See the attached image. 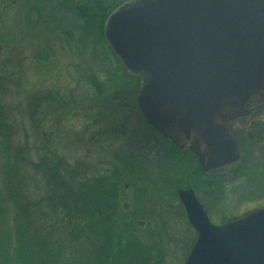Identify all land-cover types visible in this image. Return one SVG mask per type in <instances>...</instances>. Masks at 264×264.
<instances>
[{"label":"water","instance_id":"95a60500","mask_svg":"<svg viewBox=\"0 0 264 264\" xmlns=\"http://www.w3.org/2000/svg\"><path fill=\"white\" fill-rule=\"evenodd\" d=\"M105 37L127 70L147 76L139 104L149 124L190 143L208 172L239 162L226 124L264 103V0H142L112 14ZM150 42L168 55L139 67ZM177 196L194 231L184 264H264V208L214 225L192 189Z\"/></svg>","mask_w":264,"mask_h":264},{"label":"trees","instance_id":"16d2710c","mask_svg":"<svg viewBox=\"0 0 264 264\" xmlns=\"http://www.w3.org/2000/svg\"><path fill=\"white\" fill-rule=\"evenodd\" d=\"M17 2H20V6L23 5V25L27 32L47 27L55 38L70 48L71 44L76 47L83 40V35L90 34L92 30H95L94 33L98 34L108 46L103 34L104 23L111 12L124 1L0 0V12L4 8L15 6ZM91 23H94V27ZM108 48L113 54L111 48L109 46ZM49 58L48 49L40 46L36 49L35 59L39 63H46ZM118 66L126 80L123 86L137 88V79L126 73L119 62ZM107 82L105 79L100 82L97 78H91L87 81L89 87L85 91L54 90L48 91L45 95L37 94L30 100L29 111L25 113L28 123H26L24 137L18 134L15 126L7 123L5 112L0 110V155L3 157V163L0 165V184H5L3 189L6 190L7 197L16 212L12 223L15 230V246L13 255L5 258L6 263L58 264L64 237L71 242L82 238L89 244L92 239L94 244L91 251L95 264H118L123 257L129 260L130 264H163L161 235L155 234L143 222L138 223L133 218L135 216L132 215L131 206L126 205L127 208L121 209V186L126 183L124 171L104 169L94 174L89 172L86 164L88 160L85 158L73 164L68 162L55 148L50 147L42 136V127L47 114H54L58 110L63 111L70 105H75L78 110L79 108L86 110L87 123L93 125L109 122L111 131L108 128L106 135H122L125 138L126 144L123 150L125 153L130 149L134 151L133 145L130 147L131 142L139 141L144 142L145 148L152 151L154 148L150 146V141L148 145L145 142L146 136L153 139L157 143L155 149L158 160L171 158V156H182L188 159L193 169L189 177L195 183L199 181L201 190L207 192L208 196L216 195L218 189L225 187L223 183L225 174L235 175L234 172L238 170L235 168L218 174L204 173L195 157L187 151H180L172 143L163 141L151 131L153 129L145 121L142 120L141 124L134 126L122 118L120 120V114L115 107L116 102L112 98L113 93L108 94L107 90H99L104 89ZM108 87L118 88L112 84ZM97 96H99L98 99ZM120 96L125 97V103L129 107L136 106L135 93L132 92L130 95L126 91ZM103 102L105 105L102 104ZM27 109L25 107V110ZM94 111L95 114H93ZM137 114V117L141 118L138 112ZM94 115L97 120H92ZM255 129V132L259 133L256 135L257 142H264V124H255ZM251 132L246 134L251 136ZM95 135L102 138L104 131L92 134L90 143L92 138L95 139ZM32 138L36 141L33 144H31ZM247 140H249L248 136L243 139L237 136L241 153ZM125 160L128 161L127 174L136 175L131 169L133 165L138 164V161L129 155ZM242 160H245L243 155L241 162ZM166 180L171 185L168 179H165L163 184L166 185ZM26 185L31 186L30 190L36 199L32 205L31 203L26 205L23 195V187ZM180 188L178 186L175 189L176 198ZM138 192L146 198L144 189L140 188ZM43 204L44 210H40ZM179 205L184 211L181 203ZM29 206L33 209L30 210ZM124 212H130L131 217L125 216ZM184 217H186L185 211ZM228 221L230 220H222L220 224ZM116 229L130 234L126 236L124 242L117 245L112 243ZM135 229L149 233L147 238L151 239V244L144 247L146 243H142L141 238L133 234ZM155 238L157 244L154 242ZM188 245L187 252L190 242Z\"/></svg>","mask_w":264,"mask_h":264},{"label":"rangeland","instance_id":"374dc122","mask_svg":"<svg viewBox=\"0 0 264 264\" xmlns=\"http://www.w3.org/2000/svg\"><path fill=\"white\" fill-rule=\"evenodd\" d=\"M22 6L17 2L15 6L4 8L0 12V110L5 112L7 123L15 126L19 135L26 134L28 121L25 113L29 111L30 100L37 94L45 95L54 90L85 91L89 87L87 81L91 78H97L100 82L105 79L108 81L105 83L107 87L111 84L118 87L125 85L126 80L117 59L104 40L94 33L95 30L83 35V40L76 47L71 44L69 48L55 38L47 27L27 32L23 25ZM91 26L94 27V23ZM39 46L50 52L46 63H39L35 59V51ZM25 107L28 109L25 110ZM86 117V110H78L75 105L47 114L42 136L68 162L73 164L87 159L89 172L95 174L104 169L124 171L126 183L121 186V209L131 206L130 210L135 216L133 218L138 223L143 222L155 234L161 235L163 264H184L188 253L187 245L189 242L191 244L194 237L192 227L184 217V211L175 195L178 186L181 187L180 190L194 191L214 225L264 208V142H257L256 135L259 133L255 132L256 129L252 130L251 136L246 134L249 132L241 133L240 138H249L242 151L245 160L233 168H238L235 175L225 174L224 188L218 189L216 195L208 196L207 192L201 190L199 181L195 183L189 177L193 169L187 158L171 156L158 160L156 152L140 150L144 146V142L140 141L131 142L130 147L133 145L134 151L130 149L125 153L123 150L126 142L122 135H106L108 128L111 131L109 122L91 125L87 123ZM255 122L257 125L264 124V109L255 117ZM103 131L102 138L95 135L92 143L89 142L92 134ZM35 142L32 138L31 144ZM128 155L138 161L131 169L136 174L134 176L127 174L128 161L125 158ZM2 163L3 157L0 155V165ZM164 178L172 186L167 180L166 185L163 184ZM3 185L0 184V264H8L5 258L13 255L15 246L12 223L16 212ZM140 188L145 190L146 198L139 194ZM30 189V185L23 187L26 205H32L36 201ZM40 210H44V204ZM124 215L131 217L130 212H124ZM135 230L133 234L141 238L142 243H146L144 247L151 244V239L147 238L149 233L141 229ZM126 236H130L127 231L116 229L112 243L120 244L126 240ZM154 242L157 244L156 238ZM93 244L92 239L89 244L82 238L71 242L63 237L58 264H95L91 251ZM118 264L130 262L123 257Z\"/></svg>","mask_w":264,"mask_h":264},{"label":"flooded vegetation","instance_id":"af4514ba","mask_svg":"<svg viewBox=\"0 0 264 264\" xmlns=\"http://www.w3.org/2000/svg\"><path fill=\"white\" fill-rule=\"evenodd\" d=\"M142 0H131V1H127V2H123L121 5L117 6L112 12L111 14L107 17L105 23H104V26H103V34H104V38L106 40V37H105V28H106V25H107V22L110 18V16L112 14H114L115 12H117L118 10H120L121 8L127 6V5H132V4H136L138 2H140ZM107 42V40H106ZM108 46L111 48V46L109 45V43L107 42ZM153 43L150 42L149 44H147L146 48L144 49V51L142 53H139L137 54V57H136V63L139 67H146L151 64L152 62V58H151V55L153 52H155L158 56H166L168 55V52H163V50L158 47V48H155L153 47L152 45ZM113 54L115 55L117 61L121 64L122 68L124 69V71L128 74H130L131 76L135 77L137 79V83H138V86L137 88H135L134 86H131V87H125V86H122V87H105L104 89H99V90H107L109 92H107L108 94L109 93H113V96L112 98L115 100V107L118 109V113L120 114V120H124L125 122L127 121L128 123L136 126V125H139L141 124V122L145 121V123L151 127L153 130H151L153 133H155L157 136L161 137V139L163 141H168L170 143H172L176 148H178L180 151H187L190 155H192L193 157L196 158V161L197 163L199 164V166L202 168V171L204 173H207V174H216V173H223V172H226V171H230L231 169H233L238 163H240L241 161V158H242V153L240 152V148H239V144H238V141H237V136H240L241 133L243 132H249V131H252L255 129V124H257L255 122V117L257 115H259L260 112L263 111L264 109V103L263 104H260V105H256V106H253L251 108H249L248 110H246V115L242 116V117H238V118H235L234 120H231L229 121L227 124H226V128H227V131L229 133V135L231 136V138L233 139L236 147H237V150H238V153L240 154V160L237 164L233 165V166H230L224 170H216V171H212V172H208L206 170L205 167H202V165L200 164L199 162V159H198V156H197V153L196 151H194L192 148H191V144L190 143H186L184 145L183 148H180L179 146H177L172 140L168 139V138H165L162 133L157 130L153 125L149 124L146 120V118L144 117L143 115V112L140 108V104H139V97L140 95L142 94V91L144 89V86L146 84V81H147V76L144 75V74H141V73H135L133 71H130V70H127L124 65L122 64V61L121 59L115 54V52L113 51V49L111 48ZM124 74V73H123ZM129 92V94L131 95L132 92L135 93V100H136V106H132L129 107L126 103H125V97L124 96H120L122 92ZM95 94V92H94ZM165 96L168 94V92L165 91ZM96 95V94H95ZM97 99L99 98V96L96 97ZM162 98H158V101L156 102V104H158L159 102H161ZM103 105H105V103L103 102L102 103ZM96 109V108H95ZM94 109V110H95ZM137 112L139 113L140 117L139 116L137 117ZM93 114H95V111L93 112ZM135 116V117H134ZM122 118V119H121ZM92 120H97V118L94 116H92ZM143 120V121H142ZM247 121H249L248 123H246ZM218 137H221V136H218ZM147 141L145 142L147 145H148V142L150 143V146L154 149H152V151L155 153H157L155 147H157V143H155V141L153 139H149L147 136ZM154 141V142H153ZM152 142V143H151ZM146 146H141V150H143V152H146L148 151L147 148H145ZM146 150V151H145ZM151 151V150H150ZM220 160H218V158H216V161H215V164H217ZM201 204V203H200Z\"/></svg>","mask_w":264,"mask_h":264}]
</instances>
